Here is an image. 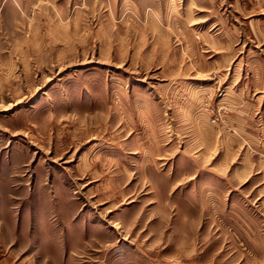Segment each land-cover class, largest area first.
<instances>
[{
    "label": "rangeland",
    "instance_id": "obj_1",
    "mask_svg": "<svg viewBox=\"0 0 264 264\" xmlns=\"http://www.w3.org/2000/svg\"><path fill=\"white\" fill-rule=\"evenodd\" d=\"M0 264H264V0H0Z\"/></svg>",
    "mask_w": 264,
    "mask_h": 264
}]
</instances>
